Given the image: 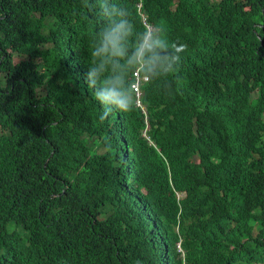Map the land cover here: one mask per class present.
<instances>
[{"label": "trees", "instance_id": "trees-1", "mask_svg": "<svg viewBox=\"0 0 264 264\" xmlns=\"http://www.w3.org/2000/svg\"><path fill=\"white\" fill-rule=\"evenodd\" d=\"M115 2L187 46L148 138L99 119L89 0H0V264H264V0Z\"/></svg>", "mask_w": 264, "mask_h": 264}, {"label": "clouds", "instance_id": "clouds-1", "mask_svg": "<svg viewBox=\"0 0 264 264\" xmlns=\"http://www.w3.org/2000/svg\"><path fill=\"white\" fill-rule=\"evenodd\" d=\"M89 5L104 20L92 38L84 77L102 107L99 119L103 122L114 113H128L137 104L145 117L146 128L142 133L148 138L149 119L141 102V86L155 78L174 77L187 46L169 41L158 25L137 30L128 10L119 7L115 0H89ZM129 70H136L132 91L126 80Z\"/></svg>", "mask_w": 264, "mask_h": 264}, {"label": "rangeland", "instance_id": "rangeland-1", "mask_svg": "<svg viewBox=\"0 0 264 264\" xmlns=\"http://www.w3.org/2000/svg\"><path fill=\"white\" fill-rule=\"evenodd\" d=\"M18 59H19L18 57H14V60H15L16 62H18Z\"/></svg>", "mask_w": 264, "mask_h": 264}]
</instances>
